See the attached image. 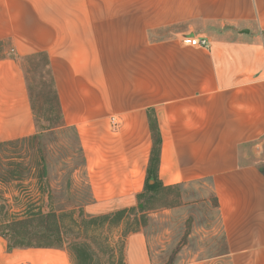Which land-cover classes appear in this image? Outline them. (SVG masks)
Returning <instances> with one entry per match:
<instances>
[{"label": "crops", "instance_id": "0c3cea01", "mask_svg": "<svg viewBox=\"0 0 264 264\" xmlns=\"http://www.w3.org/2000/svg\"><path fill=\"white\" fill-rule=\"evenodd\" d=\"M202 14H221L241 37L202 34L209 46L195 48L175 34L151 67V30L192 29ZM0 48V146L38 134L24 65L43 55L60 128H73L81 148L88 213L135 204L152 113L159 181L209 182L224 257L264 264V0H0ZM0 264L71 260L66 249L9 248L0 236ZM124 264H151L142 233L127 236Z\"/></svg>", "mask_w": 264, "mask_h": 264}, {"label": "rangeland", "instance_id": "374dc122", "mask_svg": "<svg viewBox=\"0 0 264 264\" xmlns=\"http://www.w3.org/2000/svg\"><path fill=\"white\" fill-rule=\"evenodd\" d=\"M211 16L200 15L192 29L151 30V67H157L159 52L173 48L175 34L183 44L187 38L209 42L199 38L202 34L241 37L242 27H231L221 14ZM161 40L164 46L158 45ZM24 66L38 134L0 146V236L10 246L66 249L71 264H124L127 236L140 232L151 264H230L206 180L148 195L141 204L136 197L126 209L88 213L92 197L80 171L81 148L73 128H60L44 58L39 55Z\"/></svg>", "mask_w": 264, "mask_h": 264}, {"label": "trees", "instance_id": "16d2710c", "mask_svg": "<svg viewBox=\"0 0 264 264\" xmlns=\"http://www.w3.org/2000/svg\"><path fill=\"white\" fill-rule=\"evenodd\" d=\"M43 58H44L45 74H46V76H48L50 78L51 85H52L53 101L55 103L56 109L59 112V116H60V120H61V110L59 107L57 94H56L55 88L53 86V79H52V76L50 75V72L48 69V61L44 56H43ZM148 122H149V128L151 130V135H152V148H151V152H150L149 164H148V167L146 170V177H145V182H144V186H143V191H142V193L137 195V200H139V204H141L140 200H144V198L146 196L149 195V197H153V196L157 195L159 192H163V191L169 189V188L164 187L158 179V164H159V157H160L161 139H160L159 130H158V127L156 124V120H155L154 115L152 113L148 114ZM147 199H149V198H147ZM141 209H143V208H141ZM123 212H124V210L119 211L117 213L121 214ZM10 247L12 248L14 246L9 245V248Z\"/></svg>", "mask_w": 264, "mask_h": 264}, {"label": "built area", "instance_id": "2783aa9c", "mask_svg": "<svg viewBox=\"0 0 264 264\" xmlns=\"http://www.w3.org/2000/svg\"><path fill=\"white\" fill-rule=\"evenodd\" d=\"M184 44L191 46V47H204L208 48L209 44L205 39H194V38H187L184 40Z\"/></svg>", "mask_w": 264, "mask_h": 264}]
</instances>
